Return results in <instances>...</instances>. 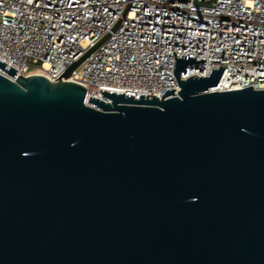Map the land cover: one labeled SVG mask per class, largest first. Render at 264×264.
Masks as SVG:
<instances>
[{
    "label": "water",
    "instance_id": "water-1",
    "mask_svg": "<svg viewBox=\"0 0 264 264\" xmlns=\"http://www.w3.org/2000/svg\"><path fill=\"white\" fill-rule=\"evenodd\" d=\"M108 37L59 80L0 75V264H264V89L182 56L178 95L92 108L70 79Z\"/></svg>",
    "mask_w": 264,
    "mask_h": 264
},
{
    "label": "built area",
    "instance_id": "built-area-1",
    "mask_svg": "<svg viewBox=\"0 0 264 264\" xmlns=\"http://www.w3.org/2000/svg\"><path fill=\"white\" fill-rule=\"evenodd\" d=\"M108 39L70 79L100 90L158 96L180 87L175 60H222L226 67L209 92L264 89V0H0V60L52 81L105 37ZM167 52L177 53L175 55ZM220 62L187 66L181 80L209 77Z\"/></svg>",
    "mask_w": 264,
    "mask_h": 264
}]
</instances>
